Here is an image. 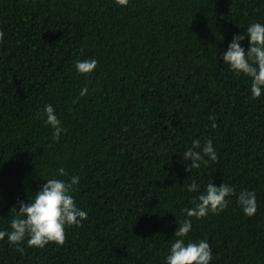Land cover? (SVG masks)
I'll return each instance as SVG.
<instances>
[{
  "label": "trees",
  "instance_id": "trees-1",
  "mask_svg": "<svg viewBox=\"0 0 264 264\" xmlns=\"http://www.w3.org/2000/svg\"><path fill=\"white\" fill-rule=\"evenodd\" d=\"M257 22L264 0H0V230L50 178L78 176L88 214L63 246L25 240L20 252L6 237L0 264H166L183 210L211 182L237 196L192 218L185 243L207 240L210 264H264V94L252 100L250 78L222 59ZM91 59L97 69L78 73ZM49 104L59 142L39 115ZM194 139H211L218 160L189 172ZM241 190L255 192L254 216Z\"/></svg>",
  "mask_w": 264,
  "mask_h": 264
},
{
  "label": "clouds",
  "instance_id": "clouds-1",
  "mask_svg": "<svg viewBox=\"0 0 264 264\" xmlns=\"http://www.w3.org/2000/svg\"><path fill=\"white\" fill-rule=\"evenodd\" d=\"M121 7H127L129 0H115ZM3 39V32H0V40ZM250 40V47L247 51L241 47V42ZM222 59L227 64V68L237 77L244 75L251 80V99L257 100L264 94V24H251L244 35L233 37V42L228 50L223 54ZM98 67L95 59L76 61L75 68L81 75H91ZM88 94L87 87L81 89L79 96ZM78 103L79 101H74ZM44 123L51 126L53 139L59 142L61 133H66L62 128L61 121L55 113L51 104L46 105L42 113L39 114ZM215 121V117H211ZM212 128L217 125L213 122ZM205 157L212 161H217L218 156L214 150L211 139L205 144L194 139L192 146L183 153L185 161H190L187 171L192 172L198 169L201 163H206ZM58 175L67 177L68 173L64 168H59ZM80 178L73 176L70 182L58 178H50L41 185L35 195L29 199L28 203L20 202L19 210L14 207L11 211L13 218L10 222L11 231L0 230V241L6 237L11 245L17 247V251L23 252L21 245L27 242L28 247L43 249L47 245L55 244L63 246L67 240V228L82 227L83 221L87 220L88 214L76 206L73 196L74 187L79 184ZM187 191H198L195 181L187 187ZM237 196L235 188L223 183L217 187L212 182L206 186L203 194L197 197L198 203L191 209L185 208L183 211L188 217L178 224V231L172 241L166 264H210L213 259L212 250L207 240L193 242L185 239L192 230V218L202 219L209 213L220 214L229 205V197ZM242 211L249 217L254 216L257 211V200L254 191L241 190L237 197Z\"/></svg>",
  "mask_w": 264,
  "mask_h": 264
}]
</instances>
